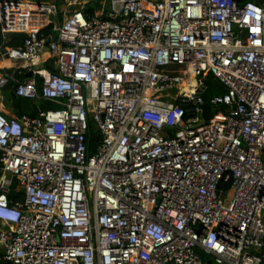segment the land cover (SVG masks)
Here are the masks:
<instances>
[{"label": "built area", "instance_id": "obj_1", "mask_svg": "<svg viewBox=\"0 0 264 264\" xmlns=\"http://www.w3.org/2000/svg\"><path fill=\"white\" fill-rule=\"evenodd\" d=\"M12 33L0 93L56 107L0 110V264H264V0H0Z\"/></svg>", "mask_w": 264, "mask_h": 264}, {"label": "trees", "instance_id": "obj_2", "mask_svg": "<svg viewBox=\"0 0 264 264\" xmlns=\"http://www.w3.org/2000/svg\"><path fill=\"white\" fill-rule=\"evenodd\" d=\"M240 2L247 1V0H239ZM24 33H12L9 36H7L6 43H2L3 39L0 35V45L3 47H15L20 44H22L24 38H25ZM4 61V57L0 56V67L1 63ZM9 73L13 72V69L8 68L6 69ZM18 78L14 76L10 83L4 87L2 90L3 93V99L8 102L9 108H11L16 115H23V114H28L31 116H34L37 114L38 109L41 107H46L52 105V103L44 100V99H28L24 97H20L15 94V85L17 82ZM39 80V79H38ZM215 91H223V89L217 90V88H212L211 92Z\"/></svg>", "mask_w": 264, "mask_h": 264}, {"label": "rangeland", "instance_id": "obj_3", "mask_svg": "<svg viewBox=\"0 0 264 264\" xmlns=\"http://www.w3.org/2000/svg\"><path fill=\"white\" fill-rule=\"evenodd\" d=\"M27 1L42 2V0H41V1H39V0H27ZM91 5H92L93 8H97V7H99V6H98V3H96V4H91ZM105 6H106L107 8L109 7V2H108V1H105ZM0 94H1V95H0V110L5 111L6 108H9V105H8V102H7L6 100L3 99V93H0ZM46 101H47V100H46ZM48 102L52 103V105H50V106H46V107H41L40 109L45 110V109H47V108H53V107H56V104H55L54 102H51V101H48Z\"/></svg>", "mask_w": 264, "mask_h": 264}, {"label": "water", "instance_id": "obj_4", "mask_svg": "<svg viewBox=\"0 0 264 264\" xmlns=\"http://www.w3.org/2000/svg\"><path fill=\"white\" fill-rule=\"evenodd\" d=\"M9 64L6 65L5 67H19L22 64V60H16V59H7ZM32 73L29 71L26 73V76H31Z\"/></svg>", "mask_w": 264, "mask_h": 264}, {"label": "crops", "instance_id": "obj_5", "mask_svg": "<svg viewBox=\"0 0 264 264\" xmlns=\"http://www.w3.org/2000/svg\"><path fill=\"white\" fill-rule=\"evenodd\" d=\"M39 1H41V0H39ZM42 1L49 2V1H52V0H42ZM5 112L8 113V114H15L14 111L11 108H6Z\"/></svg>", "mask_w": 264, "mask_h": 264}, {"label": "bare ground", "instance_id": "obj_6", "mask_svg": "<svg viewBox=\"0 0 264 264\" xmlns=\"http://www.w3.org/2000/svg\"><path fill=\"white\" fill-rule=\"evenodd\" d=\"M9 64V62H8V60L6 59V60H4L2 63H1V67L2 66H6V65H8Z\"/></svg>", "mask_w": 264, "mask_h": 264}]
</instances>
